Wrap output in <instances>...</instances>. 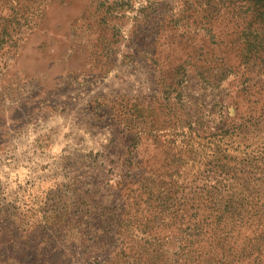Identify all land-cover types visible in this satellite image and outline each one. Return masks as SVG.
Masks as SVG:
<instances>
[{
	"label": "rangeland",
	"instance_id": "obj_1",
	"mask_svg": "<svg viewBox=\"0 0 264 264\" xmlns=\"http://www.w3.org/2000/svg\"><path fill=\"white\" fill-rule=\"evenodd\" d=\"M207 1L0 0V264H183L134 177L179 127L203 136L241 113L258 24L244 0ZM227 230L211 264H264L250 226Z\"/></svg>",
	"mask_w": 264,
	"mask_h": 264
},
{
	"label": "trees",
	"instance_id": "obj_2",
	"mask_svg": "<svg viewBox=\"0 0 264 264\" xmlns=\"http://www.w3.org/2000/svg\"><path fill=\"white\" fill-rule=\"evenodd\" d=\"M210 1L223 0L207 2ZM244 1L246 11L251 9L252 20L258 25L252 29L251 22V39L243 35L242 59L247 72L242 76L241 96L235 104L231 103L237 106L239 102L241 113L235 107L231 115L225 107L222 127L217 132L206 128L203 136L192 123L187 132L179 127L180 140H174V152L165 158L161 168L155 172L138 171L134 177L144 204L151 208L150 200L156 203L157 229L164 231L168 225L173 228L178 242L177 261L183 264L219 261L215 256L207 257L204 250L230 246L228 237L222 236L227 227V233L232 234L245 226L253 230L251 242L255 246L251 256L257 253L255 263H264V82L255 80L264 72V0ZM207 31L211 33V29ZM258 61L260 70L255 72ZM217 69L230 75L233 68ZM243 108L247 110L245 115ZM110 255L95 264H114Z\"/></svg>",
	"mask_w": 264,
	"mask_h": 264
}]
</instances>
